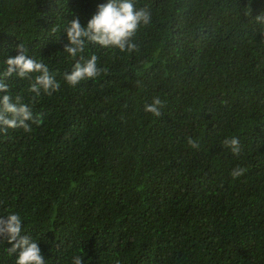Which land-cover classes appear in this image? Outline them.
Returning a JSON list of instances; mask_svg holds the SVG:
<instances>
[{
    "label": "trees",
    "instance_id": "16d2710c",
    "mask_svg": "<svg viewBox=\"0 0 264 264\" xmlns=\"http://www.w3.org/2000/svg\"><path fill=\"white\" fill-rule=\"evenodd\" d=\"M106 2L0 0V72L22 45L61 85L33 99L6 81L43 123L0 133V216H21L46 264H264V0H132L151 13L136 50L68 56L70 21ZM92 55L101 76L69 87ZM157 96L159 118L144 111Z\"/></svg>",
    "mask_w": 264,
    "mask_h": 264
},
{
    "label": "clouds",
    "instance_id": "9594fccd",
    "mask_svg": "<svg viewBox=\"0 0 264 264\" xmlns=\"http://www.w3.org/2000/svg\"><path fill=\"white\" fill-rule=\"evenodd\" d=\"M257 20L264 23V15L257 16ZM151 22V13L142 8L137 10L132 0H107L97 7L96 13L82 26L78 16H75L66 29L67 44L64 52L70 57H76L84 51L85 43H93L104 48H117L121 52L134 51L136 46L131 43L138 27ZM17 55L4 61V69L0 72V133L8 130L22 129L30 133L32 125L39 126L43 123L40 114H34L32 107L21 103L20 97H13L9 78L30 81L27 91L33 99L41 95L51 96L60 90L61 85L55 75L49 72L47 65L39 62L26 54L23 46H18ZM104 69L98 67V57L90 56L83 64L75 63L70 72L63 75V80L69 87L77 86L81 81L94 80L101 76ZM164 102L157 96L153 97L150 104L144 106L145 113L155 118L162 115ZM186 143L191 149H199L198 140L189 136ZM223 146L235 156L241 153L240 141L237 137H227ZM245 168L236 167L230 175L237 179L244 175ZM22 219L17 213L0 216V242H5L10 247L9 255L16 254L15 264H46L45 258L37 242L28 235L22 234ZM71 264H84L80 255L73 256Z\"/></svg>",
    "mask_w": 264,
    "mask_h": 264
}]
</instances>
